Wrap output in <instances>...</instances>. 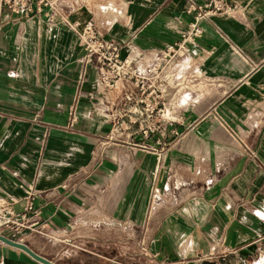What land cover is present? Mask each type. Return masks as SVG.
Returning a JSON list of instances; mask_svg holds the SVG:
<instances>
[{
	"label": "crops",
	"instance_id": "crops-1",
	"mask_svg": "<svg viewBox=\"0 0 264 264\" xmlns=\"http://www.w3.org/2000/svg\"><path fill=\"white\" fill-rule=\"evenodd\" d=\"M96 2L95 23L123 55L175 44L193 20L186 0ZM224 2L234 8L201 20L187 44L167 93L173 122L123 140L109 139L86 96L95 70L78 82L83 49L69 23L91 12L23 19L0 8V196L20 212L31 185L44 224L1 234L57 264H264V0ZM81 230L98 258L62 260L41 242L64 248ZM0 264L42 263L0 242Z\"/></svg>",
	"mask_w": 264,
	"mask_h": 264
},
{
	"label": "built area",
	"instance_id": "built-area-1",
	"mask_svg": "<svg viewBox=\"0 0 264 264\" xmlns=\"http://www.w3.org/2000/svg\"><path fill=\"white\" fill-rule=\"evenodd\" d=\"M96 1L0 0V8L23 19L44 13L51 20L55 14L69 16L76 9L91 12V18L85 22L69 23L80 38L83 49L78 58L79 84L85 80L89 68L95 70L93 88L86 96L110 124L109 139L123 140L137 134L144 137L156 134L163 129V125L173 122L168 112L167 93L175 89L177 82L183 78L187 44L193 43L202 33L198 23L211 15L228 12L234 6L227 5L224 0H208L203 4L186 0L184 11L193 20L179 41L147 53L130 48L123 55L122 46L116 40L104 37L95 23V14H99L100 18L105 11L104 6ZM68 112L70 128L77 122L75 102L68 107ZM158 155V162H161V154ZM35 196L34 188L27 184L25 204L20 212L14 210L12 197L0 196V230H7L12 235H18L23 229L43 233L44 224L37 225L40 211L33 209ZM28 212L32 213V220L25 216ZM237 263L253 264L254 260L240 256Z\"/></svg>",
	"mask_w": 264,
	"mask_h": 264
},
{
	"label": "rangeland",
	"instance_id": "rangeland-1",
	"mask_svg": "<svg viewBox=\"0 0 264 264\" xmlns=\"http://www.w3.org/2000/svg\"><path fill=\"white\" fill-rule=\"evenodd\" d=\"M196 175L200 176V169L196 170ZM194 181V180H193ZM181 183L176 181L175 186H179ZM168 186V184H166ZM157 193V191H156ZM80 237H77L74 242L72 239L69 241V244L66 245V247L62 248V246H58V243H55L57 241H49L47 239H41V242L46 244L49 247V250L52 251L55 254H59L61 256L62 260H93L95 258H98V256L90 253L89 251L91 248L88 246V239L87 237L83 238L81 235L88 234L86 231L81 230L76 232ZM64 245V243H63ZM76 245V246H75Z\"/></svg>",
	"mask_w": 264,
	"mask_h": 264
},
{
	"label": "water",
	"instance_id": "water-1",
	"mask_svg": "<svg viewBox=\"0 0 264 264\" xmlns=\"http://www.w3.org/2000/svg\"><path fill=\"white\" fill-rule=\"evenodd\" d=\"M0 241L7 244V245H10V246H13V247H16V248L23 250L29 256H31L33 259L41 262L42 264H57V263H54V262L50 261L49 259L39 255V254H37L36 252H34L31 248H29L26 244H24L22 242L10 239V238L2 235V234H0ZM90 264H101V263H90Z\"/></svg>",
	"mask_w": 264,
	"mask_h": 264
},
{
	"label": "bare ground",
	"instance_id": "bare-ground-1",
	"mask_svg": "<svg viewBox=\"0 0 264 264\" xmlns=\"http://www.w3.org/2000/svg\"><path fill=\"white\" fill-rule=\"evenodd\" d=\"M261 263H262V262H261ZM261 263H260V264H261Z\"/></svg>",
	"mask_w": 264,
	"mask_h": 264
}]
</instances>
